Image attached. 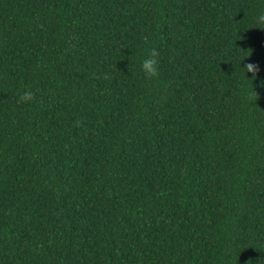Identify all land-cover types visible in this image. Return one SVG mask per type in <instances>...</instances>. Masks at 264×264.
Here are the masks:
<instances>
[{"label":"trees","instance_id":"1","mask_svg":"<svg viewBox=\"0 0 264 264\" xmlns=\"http://www.w3.org/2000/svg\"><path fill=\"white\" fill-rule=\"evenodd\" d=\"M259 14L0 0V264H264Z\"/></svg>","mask_w":264,"mask_h":264},{"label":"clouds","instance_id":"2","mask_svg":"<svg viewBox=\"0 0 264 264\" xmlns=\"http://www.w3.org/2000/svg\"><path fill=\"white\" fill-rule=\"evenodd\" d=\"M257 22L264 26V14H259L257 17ZM159 55V52L157 49L153 48L150 51V54L145 56L142 59V64L140 66V71H143L147 77H156L158 75V60L155 58ZM251 67V66H250ZM34 99L33 92L25 88L22 92L19 93V100H23L25 103H28ZM17 101V102H18Z\"/></svg>","mask_w":264,"mask_h":264}]
</instances>
